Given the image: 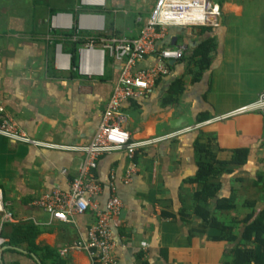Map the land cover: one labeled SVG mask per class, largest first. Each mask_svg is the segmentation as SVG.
I'll list each match as a JSON object with an SVG mask.
<instances>
[{
	"label": "crops",
	"instance_id": "0c3cea01",
	"mask_svg": "<svg viewBox=\"0 0 264 264\" xmlns=\"http://www.w3.org/2000/svg\"><path fill=\"white\" fill-rule=\"evenodd\" d=\"M135 1L103 0L97 4L88 0H27L26 10H14L17 1L14 5L0 0V119L4 113L9 114L34 141L19 142L0 135V192L4 208L11 215L0 220V235L7 221L33 225L38 229L34 243L50 248L56 264H93L95 254L74 243L86 236L95 221L94 209L69 214L70 220L64 222L53 219L31 201L54 188L69 190L70 180L84 157L79 148L89 143L100 122L118 67L109 54L96 51L91 54L94 72H79L78 50L87 42L71 53L65 33L74 30L77 35L72 40L88 33L91 35L87 38L92 34L135 38L150 13ZM220 6L218 25H207L208 31L202 26L169 27L162 40L164 45L176 43L186 54L208 37L215 41L209 68L194 83H190V75H184V91L176 105L162 106L159 99L169 83L183 75L184 62L168 67L169 72L156 79L143 98L123 102V126L131 138L152 140L135 152L132 179L123 182L129 162L123 151L99 156L92 170L101 187L93 198L97 208L105 207L111 172L122 201L121 213L112 220L113 264H222L229 257L224 256L226 243L210 241L207 234L194 231L199 219L180 212L191 205L192 193L201 189L190 180L197 170L193 154L196 131H183L192 124L193 128L206 125L196 123L202 112L213 119L251 102L264 90V26L256 24L258 34L244 32L246 36L240 39L236 34L244 28L226 24L227 15H222ZM232 7L227 3L228 10ZM232 11L234 14L229 15L236 16V9ZM259 45L261 51L256 53L255 46ZM94 46L99 48L100 43ZM154 62L151 54L137 66L146 68ZM218 103L222 104L219 111ZM180 115L186 116L187 126L171 127V121ZM221 124L212 122L203 131L213 135L226 150L248 147L247 140L260 137L264 130V120L256 132L246 129L245 134L224 129ZM177 134L178 138H174ZM257 153H249L244 177L250 179L249 188L254 190L248 197L259 193L258 200L263 198V202L256 203L259 210L264 204V154ZM221 189L217 196L233 194L231 186L223 185ZM162 212L174 215L162 216ZM225 221L230 224L233 219ZM41 261L40 252H34L26 242L19 247L0 248V264H42Z\"/></svg>",
	"mask_w": 264,
	"mask_h": 264
},
{
	"label": "built area",
	"instance_id": "2783aa9c",
	"mask_svg": "<svg viewBox=\"0 0 264 264\" xmlns=\"http://www.w3.org/2000/svg\"><path fill=\"white\" fill-rule=\"evenodd\" d=\"M88 2L101 4L103 0H88ZM220 14L221 6L213 0H155L135 38L100 37V46L97 48L94 46L93 36H90L87 44L78 50L79 72L93 73L95 69L91 54L96 51L101 54L106 52L118 63L117 77L91 140L79 148L84 153V157L76 174L70 180L69 190L54 188L50 192L40 194L31 203L48 213L53 219L64 222L70 220L69 214L83 213L92 207L96 216L95 221L88 227L86 236L76 240L74 246L95 254L102 264L115 262L111 228L113 218L121 213L122 201L116 192L114 174L111 172L110 193L105 207L97 208L93 198L100 192L101 187L96 182L92 170L96 168L99 156L123 151L129 161L123 182L128 183L136 169L135 152L152 142L151 139L133 140L131 138V134L123 126L126 117L121 112V106L128 99L143 98L150 92L156 79L169 72L167 62L175 61L184 54L182 47L162 43L169 27L216 26ZM90 27L101 28L98 25H90ZM151 54L155 57V62L151 66L146 68L137 66L140 60ZM246 111L264 114V90L251 102L219 117L226 118ZM213 119L206 120L202 124L209 123ZM0 135L19 142H34L9 114L3 115L0 119ZM0 212L2 213L0 220H6L11 216L10 212L4 208L1 192ZM3 244L4 238L0 235V248Z\"/></svg>",
	"mask_w": 264,
	"mask_h": 264
},
{
	"label": "trees",
	"instance_id": "16d2710c",
	"mask_svg": "<svg viewBox=\"0 0 264 264\" xmlns=\"http://www.w3.org/2000/svg\"><path fill=\"white\" fill-rule=\"evenodd\" d=\"M213 1L222 5L226 0ZM201 28L204 31L209 30L206 26ZM74 34V30L65 33L72 48L69 49L71 53H73V49L77 50L80 45L88 42L90 38H87V35H91L89 33L83 34L79 39L72 40ZM92 36L94 44L100 42V37H106L104 34H92ZM175 45L176 43L170 46ZM214 49V38L208 37L202 40L191 53H184L173 64L167 62V66L170 69L175 64L184 62L185 71L183 75L175 77L169 83L166 91L159 99L162 106H172L178 103L185 87L184 75H190V83L197 81L203 72L209 68L212 58L211 53ZM210 117L209 114L202 112L196 118V123H201ZM249 153L250 149L247 146L235 147L228 150L226 157L219 158L211 148L208 138L204 139L203 136L198 135L193 142V154L197 170L191 181H198L201 189L192 193L191 205L188 208H183L180 212L194 215L199 219L197 228H193L194 231L207 234V238L210 241L229 244V247L225 248L226 254H224V256L229 257L222 264H264V204L259 210H256L257 201L255 199H246L244 208L254 211V214L245 222L233 219L228 224L221 213L232 211L235 208V196L234 194L224 197L217 196L218 183L212 182L218 180L222 174H230L234 168L245 164ZM207 180L211 181L207 182ZM171 215L174 214L162 212V216ZM4 227L5 229L1 232L4 237L3 245L19 247L23 242H26L32 247L34 252H40L42 264H56L51 258L52 250L50 248L39 247L34 243L38 233L36 227L29 223H13L10 221L4 222ZM142 256V252L139 253V257L142 258ZM93 264L101 263L95 258L93 259ZM139 264H146V262L140 261Z\"/></svg>",
	"mask_w": 264,
	"mask_h": 264
},
{
	"label": "rangeland",
	"instance_id": "374dc122",
	"mask_svg": "<svg viewBox=\"0 0 264 264\" xmlns=\"http://www.w3.org/2000/svg\"><path fill=\"white\" fill-rule=\"evenodd\" d=\"M11 1V4H14V1H17L18 3L14 6L15 8H13L14 10L19 9V10H26V8L24 6H27L29 4V2H27V0H8ZM24 1L26 5L22 4ZM34 1V0H33ZM137 1V6H139V8L143 9L144 12L151 10L155 0H136ZM135 1V2H136ZM124 4V6H128V1H124L122 2ZM227 3L231 4L233 7L231 10H235L236 9V16L234 15H229V13L234 14L233 11L230 12L226 7H227ZM53 5L56 4V2L52 3ZM222 15L225 14L227 15L226 17V24H230L232 26H236V27H240V28H244V29H240L239 30V35H237L238 38L242 39L244 38L247 34L253 36L254 33L256 32V29H258V27H255L256 24H261V26H264V0H226L225 2H223L222 4ZM31 9V7H28ZM106 18V15H104ZM244 32H246V35H244ZM76 33L73 35V37H75ZM262 46L259 45L255 46V50L256 53L259 51H261ZM231 83V82H229ZM246 90H249L248 88ZM221 103H218V106L216 108L217 111H219L220 109H222ZM231 105L234 107V105L237 104H227ZM217 113V112H216ZM6 113H4L3 115H5ZM213 114V113H212ZM215 114V113H214ZM263 114L259 113V112H255V111H246L244 113L241 114H237V115H231L229 117L226 118H221V116L219 117V115H217V118H214L212 121H210L207 124H210L212 122L215 121H221L222 122V127L224 129H228V127L230 129H232V131H236V130H241V131H246V129H253L251 131H257L259 129V127L261 126L262 121L264 120V117L262 116ZM191 122V121H190ZM188 123V121L186 120V123H184V127L187 126L186 124ZM206 124V125H207ZM193 125V124H192ZM190 125L189 129L184 130V133H191L193 131V129L196 131V136L201 135L205 138L211 137L210 139H208L209 144L211 145V148L214 150V152L216 153V156L219 158H222L223 156L227 155L228 150L229 149H224L222 147H220L217 143V139L214 138L213 135H208L207 133H205L203 131L204 126L206 125H202L200 127H196L193 128V126ZM183 133V134H184ZM246 132H244L245 134ZM178 135H174V138H178ZM259 136H254L253 140L249 139L247 140L246 144L249 145L248 147L250 148V152L253 154H256L257 152L259 154H264V130L262 133H260V141H258ZM263 138V139H261ZM169 140V139H168ZM172 140V139H170ZM253 141V142H252ZM252 142V143H251ZM258 149V150H256ZM257 153V154H258ZM224 175V176H223ZM226 175V176H225ZM193 179V178H191ZM190 179V180H191ZM249 178L244 177V164L240 167H236L233 169V172L230 174H222L218 180L212 181V182H216L218 183V190L217 193H219L220 190H222L221 188H223V185L231 186L232 187V193L235 196V208L232 211H225L221 214L223 218H229V219H234L237 221H242L245 222L247 221L253 214L254 211L250 210V209H246L244 208V203L246 199H255L256 201H258L259 203L263 202L262 199H260L261 201H259L258 196L259 193H256L253 196L248 197V195H251L254 193V190L250 189L248 185L249 182ZM193 181V180H192ZM211 181V180H207ZM196 184H199L198 181H195ZM189 184H192L191 181L188 182ZM202 185V183H200ZM226 190V188L224 189ZM230 193V191H229ZM225 194V193H222ZM188 197V194L186 195ZM257 207V206H256ZM257 209V208H256ZM189 215V214H188ZM190 227H192V225H190ZM189 228V227H188ZM239 230V229H238ZM239 232V231H238ZM240 237V236H239ZM225 247H229V244H227ZM224 247V249H225Z\"/></svg>",
	"mask_w": 264,
	"mask_h": 264
},
{
	"label": "water",
	"instance_id": "95a60500",
	"mask_svg": "<svg viewBox=\"0 0 264 264\" xmlns=\"http://www.w3.org/2000/svg\"><path fill=\"white\" fill-rule=\"evenodd\" d=\"M186 123V116L185 115H180L179 117L173 119L170 123V126L173 128L179 127Z\"/></svg>",
	"mask_w": 264,
	"mask_h": 264
},
{
	"label": "bare ground",
	"instance_id": "6f19581e",
	"mask_svg": "<svg viewBox=\"0 0 264 264\" xmlns=\"http://www.w3.org/2000/svg\"><path fill=\"white\" fill-rule=\"evenodd\" d=\"M101 19V18H100ZM99 22V21H98ZM99 24H100V22H99Z\"/></svg>",
	"mask_w": 264,
	"mask_h": 264
}]
</instances>
